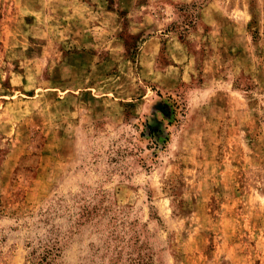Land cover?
Listing matches in <instances>:
<instances>
[{
  "label": "rangeland",
  "instance_id": "obj_1",
  "mask_svg": "<svg viewBox=\"0 0 264 264\" xmlns=\"http://www.w3.org/2000/svg\"><path fill=\"white\" fill-rule=\"evenodd\" d=\"M0 264H264V0H0Z\"/></svg>",
  "mask_w": 264,
  "mask_h": 264
}]
</instances>
